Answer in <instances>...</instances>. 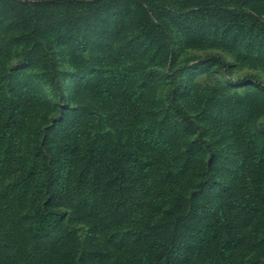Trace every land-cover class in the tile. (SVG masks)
<instances>
[{"label":"rangeland","instance_id":"rangeland-1","mask_svg":"<svg viewBox=\"0 0 264 264\" xmlns=\"http://www.w3.org/2000/svg\"><path fill=\"white\" fill-rule=\"evenodd\" d=\"M207 1L0 0V264H264V0Z\"/></svg>","mask_w":264,"mask_h":264},{"label":"trees","instance_id":"trees-1","mask_svg":"<svg viewBox=\"0 0 264 264\" xmlns=\"http://www.w3.org/2000/svg\"><path fill=\"white\" fill-rule=\"evenodd\" d=\"M247 7L246 0H236L234 6L227 7L223 3L210 0L204 3L201 8L205 10H213V11H228L230 14L238 13L241 14V10H245ZM229 8V9H228ZM51 192H48L50 194ZM30 214L32 215V223H31V230L36 235H46L48 234L53 226L55 225V220L53 219L54 213L47 212L42 209L40 206L32 207ZM156 248V247H155ZM156 250H151L146 253L145 264H161V256L156 255ZM209 264H222V260L220 256H215V250L208 255Z\"/></svg>","mask_w":264,"mask_h":264}]
</instances>
